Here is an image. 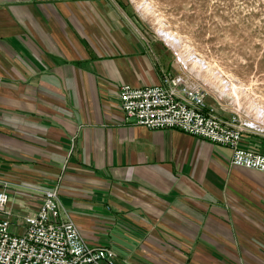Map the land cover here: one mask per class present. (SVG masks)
<instances>
[{"label":"crops","instance_id":"obj_1","mask_svg":"<svg viewBox=\"0 0 264 264\" xmlns=\"http://www.w3.org/2000/svg\"><path fill=\"white\" fill-rule=\"evenodd\" d=\"M130 6L0 0V187L9 185L11 232L23 231L39 190L59 183V218L86 244L111 248L113 264H264V171L232 165L226 145L123 117V84L177 75L206 89ZM206 91L219 116L251 120ZM250 125L241 145L264 154V129Z\"/></svg>","mask_w":264,"mask_h":264},{"label":"built area","instance_id":"obj_2","mask_svg":"<svg viewBox=\"0 0 264 264\" xmlns=\"http://www.w3.org/2000/svg\"><path fill=\"white\" fill-rule=\"evenodd\" d=\"M206 94L201 85L168 76L164 84L121 85L119 109L134 124L151 129L177 128L226 145L231 149L232 165L264 171V154L241 145V134L251 125L235 115L219 117L206 105ZM8 187L7 182L0 187V264L114 263L111 248L86 244L73 222L59 218V183L39 190L37 208L23 217V231L12 233Z\"/></svg>","mask_w":264,"mask_h":264},{"label":"rangeland","instance_id":"obj_3","mask_svg":"<svg viewBox=\"0 0 264 264\" xmlns=\"http://www.w3.org/2000/svg\"><path fill=\"white\" fill-rule=\"evenodd\" d=\"M146 1L154 9L153 16L143 13L136 6V0H126L129 6L134 7L130 6L134 10V18L148 35L159 36L155 30V17H159L169 31L181 38L182 43L189 45L205 63L218 70L225 79L236 83L264 109V0ZM168 46L176 58L177 51ZM179 64L183 65L181 61ZM190 71L208 91L218 94L211 83L194 70ZM220 99L224 103L235 102L226 94L220 95ZM241 108L253 117L254 112L246 108V102ZM232 115L238 117L236 113Z\"/></svg>","mask_w":264,"mask_h":264},{"label":"bare ground","instance_id":"obj_4","mask_svg":"<svg viewBox=\"0 0 264 264\" xmlns=\"http://www.w3.org/2000/svg\"><path fill=\"white\" fill-rule=\"evenodd\" d=\"M136 6L140 7L141 11L145 14L154 15V9L146 0H136ZM155 30L165 39L167 44L171 45L176 51V61H183V65L190 70H194L198 76H201L205 81L211 83L220 95L230 96L235 99L239 106H243L246 102V108L250 111L253 110V117L248 120L252 126L264 129V109L261 108L257 102L247 96V93L240 88L236 83L225 79L222 74L213 69L210 65L205 63L204 59L196 55L189 45L182 43L180 37L175 33L169 31L165 23L159 17H155ZM188 61V62H186ZM187 65V66H186ZM243 98L246 100L243 101Z\"/></svg>","mask_w":264,"mask_h":264}]
</instances>
